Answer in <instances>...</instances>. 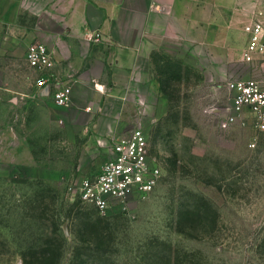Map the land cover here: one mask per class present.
I'll use <instances>...</instances> for the list:
<instances>
[{
  "label": "rangeland",
  "instance_id": "1",
  "mask_svg": "<svg viewBox=\"0 0 264 264\" xmlns=\"http://www.w3.org/2000/svg\"><path fill=\"white\" fill-rule=\"evenodd\" d=\"M11 30L0 24V83L34 85L27 45ZM165 55L154 61L158 91L142 96L150 113L127 109L119 135L98 116L74 131L47 125L43 135L25 129L21 114L20 143L32 144L34 163L16 148V162L0 164V264H264V132L248 112L227 121L228 82L261 78L264 65L233 61L213 86ZM138 127L162 177L150 193L101 214L81 200L79 185L100 171L115 137Z\"/></svg>",
  "mask_w": 264,
  "mask_h": 264
},
{
  "label": "crops",
  "instance_id": "2",
  "mask_svg": "<svg viewBox=\"0 0 264 264\" xmlns=\"http://www.w3.org/2000/svg\"><path fill=\"white\" fill-rule=\"evenodd\" d=\"M256 22L264 23V0H0L9 37L27 47L47 44L59 80L72 87V102L59 107L51 87L0 83V137L6 136L0 164L15 163L16 148L34 161L32 144L20 143L26 139L17 126L21 114L25 129L43 135L47 125L65 123L74 131L96 116L110 124L106 132L119 135L115 125L125 122L127 109L149 112L142 96L159 89L154 61L160 53L219 86L230 63L244 62Z\"/></svg>",
  "mask_w": 264,
  "mask_h": 264
},
{
  "label": "built area",
  "instance_id": "3",
  "mask_svg": "<svg viewBox=\"0 0 264 264\" xmlns=\"http://www.w3.org/2000/svg\"><path fill=\"white\" fill-rule=\"evenodd\" d=\"M245 63L262 61L264 65V23L256 22L249 31L248 43L243 50ZM25 61L35 75L34 85L40 89L52 88L54 103L66 107L72 102V87L59 80L54 68L53 51L42 42L31 43ZM234 93L232 114L227 121L248 112L255 128L264 132V76L261 78L234 79L228 82ZM162 170L152 156L148 136L138 127L121 138L115 137L109 155L94 177H85L79 185L80 198L94 206L101 214L117 204L150 193L159 183Z\"/></svg>",
  "mask_w": 264,
  "mask_h": 264
},
{
  "label": "trees",
  "instance_id": "4",
  "mask_svg": "<svg viewBox=\"0 0 264 264\" xmlns=\"http://www.w3.org/2000/svg\"><path fill=\"white\" fill-rule=\"evenodd\" d=\"M169 259V258H168ZM170 261V260H169ZM170 264V263H169Z\"/></svg>",
  "mask_w": 264,
  "mask_h": 264
}]
</instances>
